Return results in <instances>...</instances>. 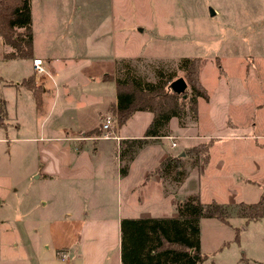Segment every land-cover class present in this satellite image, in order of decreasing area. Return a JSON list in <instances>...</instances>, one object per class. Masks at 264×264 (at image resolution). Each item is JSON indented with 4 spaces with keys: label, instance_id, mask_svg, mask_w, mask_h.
I'll list each match as a JSON object with an SVG mask.
<instances>
[{
    "label": "rangeland",
    "instance_id": "1",
    "mask_svg": "<svg viewBox=\"0 0 264 264\" xmlns=\"http://www.w3.org/2000/svg\"><path fill=\"white\" fill-rule=\"evenodd\" d=\"M231 3V0H75L74 5L80 10L81 22L94 27L80 35L83 37L87 32L95 35L94 47H80L76 41L77 32L66 30L64 47L54 43V47L51 46L49 50L51 61L65 59V62L54 61L51 69L60 79L68 82V93L75 99L83 95L78 71H83L89 65V62L77 59L82 54V57H86L89 53L98 56L104 53V59H96L97 62L93 63L95 66L89 69L92 73L113 61L117 64L121 60H128L134 75L144 82L156 81L154 71L160 67L164 71H172L173 80L182 79L184 71L176 69L180 60H202L198 79L207 101L198 99L197 116L193 120L188 110L183 111V132L176 127L175 120L169 122V129L177 136L184 133L183 136L192 137L179 138L175 142L172 139L177 148L169 154L174 155L188 145L209 142L208 162L202 166V162L195 157L184 156L187 149L182 150L183 156L180 158L182 165L185 164V176L169 192L168 199L173 202L193 197L203 207L212 202L235 208L239 203L254 204L264 187V151L257 150L253 143L255 141L264 148V12L252 8L247 2L237 7ZM215 11L220 15H212ZM67 14V10L62 14L64 21L69 19ZM111 20L118 25V29L112 34L107 32L102 35L104 24ZM103 39L109 43L112 39L106 53L103 51ZM0 43L2 47L6 46L0 53L12 52L1 38ZM16 66L19 73L26 75L29 73L30 61L17 60ZM31 74L35 82L40 81L41 76L33 72ZM94 88L100 89L99 92L105 97L114 92L112 83L108 82ZM186 95H190L188 87ZM25 96L28 98V95ZM257 105L260 108L255 112L254 106ZM58 106L52 117L57 116ZM108 117L115 120L111 114ZM13 118L0 117V137L6 140L17 137L16 120ZM133 120L123 126V131L127 134H141L139 122ZM22 123L24 127L30 126L31 121L22 120ZM230 123L234 128H229ZM197 136L204 139L198 140ZM145 142L140 145L141 149L128 173V181L134 183L116 184L122 163L113 142L107 141L104 144L108 150L107 155L113 151L116 157H109L103 170L113 184L99 185L103 179L97 174L94 182L76 181L70 183L71 187L59 185L58 188H51L52 184L34 179L36 174L30 178L36 167L32 153H22L21 148L11 142L1 144L0 176L8 178V184L2 188L9 194L0 204L1 220L6 217L11 227L24 223L31 237L35 228L37 237H32V247L36 248L38 235L45 232L44 219L52 212L53 204L75 208L79 202L88 204L93 200L97 203L108 198L112 208L117 209L118 190L121 200L118 205L122 206L124 216L130 214L126 211L128 197L131 196L135 201L145 195L150 204L144 203L143 208L134 206L130 215L136 218L142 212L150 211L154 216L168 214L166 218H174L175 209L167 204V200L157 202L161 205L158 211L150 207L160 197V188L153 181L139 182L142 171H152L158 165L160 156L168 152L170 142ZM99 145L102 143H87L85 152L90 156L93 154L92 149ZM141 183H145L147 189L140 186ZM129 186L135 188L134 195H127L126 189ZM41 200L46 203L45 209L40 205ZM235 213L233 209L225 224L215 219L200 218L197 221V248L204 258L200 264H264V220L248 223V227L239 236L238 245L233 242V230L240 231L239 225L244 219ZM172 214L175 216L170 217ZM15 232L19 233L16 228ZM15 253V257L9 259L5 253L0 255V264H8V260L10 264H46L38 248L33 250L36 255H31L29 261L19 255L20 252Z\"/></svg>",
    "mask_w": 264,
    "mask_h": 264
},
{
    "label": "crops",
    "instance_id": "2",
    "mask_svg": "<svg viewBox=\"0 0 264 264\" xmlns=\"http://www.w3.org/2000/svg\"><path fill=\"white\" fill-rule=\"evenodd\" d=\"M231 1V4L236 5V7L242 2H247L251 4L252 8L258 9V11L262 13L264 12V0ZM28 2L32 50L30 57L25 60L30 61L29 73L23 75L18 72L16 61L20 59H8L7 54L9 52L0 53V102L3 106L0 117L14 116L13 119L16 120L15 135H17L13 140H6L1 136L0 145L11 142L17 144V147L21 148L22 153H32L36 167L30 174V178L36 174L34 179L42 180L45 184H52L53 186L51 188H58L59 185L62 187H71L70 183L76 181L94 182L97 174H99L98 177L103 179L102 183L99 185L113 184L108 180L103 170L108 158L112 157V155L114 158L116 157L113 151H109L107 155L108 150L104 144L107 141H111L114 144L118 156H120V161L122 163L120 164V168L123 169L122 174H119L120 168L118 170L119 180H117L116 184L134 183L128 181V173L130 167L135 162V156L141 148L135 146L133 143L130 144V142H134L143 137L148 124L152 120L151 114L149 112L133 113L123 125L119 126V128L116 127L115 131H112L117 140L102 141L96 139L103 134V132L100 131V126L104 118L112 114V110L116 106L114 83L109 78H115L117 76V64L120 61L117 62V64L116 61H113L111 64L99 68V71L92 73L89 69L95 66L93 63L97 62L96 59H104L102 56L104 53L100 56L89 53L86 57H82L84 54L77 57L78 60L89 62V65L83 71H78L79 78L82 81L83 95H80L78 99L71 97L68 93V82L64 81L63 78L60 79L58 77L59 75L51 69V64L54 61L63 60V62H65V59L58 58L51 61L48 55L49 50L50 47H54V45H61L64 47V32L66 30L77 32L76 41L80 47H94L95 35H91L89 32L84 33L83 37L80 35L81 32L90 31V28L93 26L81 22L79 18L80 10L74 5L75 0H28ZM66 10L68 11L67 15H69V19L64 21V15L62 14ZM232 10H234V6H232ZM212 15L218 16L220 13L218 14V12L215 11ZM92 29H94V27ZM103 29V32L101 30L102 35L107 32L112 34L118 29V25L111 20L104 24ZM102 41L103 51L106 53L109 50L108 45L112 42V39L110 43L105 39ZM3 46L6 47L5 45ZM4 47H2L0 43V52H3ZM34 59L41 60L44 70V74L40 77V81L38 82H35L31 74L32 60ZM121 61L128 60L124 59ZM63 66H65L64 63ZM29 77L33 80L35 88L34 93L30 90H26L20 85L23 81L28 80ZM105 82L112 83V88L114 89L113 94H109L108 97L101 94V92H99L100 89L94 88L99 87L100 84H105ZM25 95H28V98ZM57 104L59 105L56 110L57 116L52 117ZM254 108L256 112L257 109L260 108V105L254 106ZM27 119L31 121V124L30 126L27 125L24 127L22 120L27 121ZM131 120L139 122V131L142 135L127 134L123 131V126ZM175 123L176 127L181 130L182 128L177 125L176 120ZM168 124V135L166 137L172 138L174 142L179 138H192L183 136L185 135L184 133L182 136H177L176 133L169 129ZM1 126L2 125H0V128ZM229 128H234V126L230 123ZM94 130H97L99 134L87 135ZM183 131L182 129V132ZM166 137L157 140L149 139L150 141H147L151 144H157L167 140L165 139ZM203 139L204 137H198V140L202 141ZM172 141H169V145ZM98 142L102 143V145L97 147L93 146V154L89 156L87 152H85L87 143L96 144ZM253 143L257 150L264 151L262 145L255 141H253ZM195 145H197V143L185 146L174 155H170L169 152L176 149L177 145H175L174 148L170 145L167 149L168 152L166 151L160 156V162L152 171H142L139 179L141 181L139 182L153 181V184H156L162 192L160 197L156 198L150 205L155 211L161 208V205L157 204L160 200L164 202L167 200V204L171 205L173 210L182 202H173L168 199L171 188L177 187L182 180L175 184L172 181L170 182V180H172L171 175L160 177L156 174L159 166L165 158H178L182 150L191 149ZM181 161L180 169L184 174L185 164L182 165ZM99 164L101 166L98 169ZM184 176L181 179H184ZM5 184H8V178L6 176H0V188H2V186L4 187ZM87 186H90V184ZM140 186L147 189L145 183H141ZM134 189V187L129 186L126 189L127 195H134L136 192ZM118 194L116 197L117 209L112 208L108 198L101 199L99 202L97 201V203L93 202V200L88 204L79 202L75 208L65 206L59 207L53 204L52 212H49L48 214L50 215L44 219L43 226H46V228L43 235L45 237L43 235H38L40 239L38 238V245L36 247L45 258L46 264H120L119 224L122 219H162L168 216V214L154 216L150 211H147L148 213L142 212L136 218L130 215L136 206L143 208L144 203L150 204V200L147 201L145 195L144 197H139V200L136 199V202L129 196L126 202V211L130 214L124 216L122 213V206L118 205V202L121 201L119 190ZM7 197H9L7 190H5V188L0 189V204ZM40 205L45 209V201L41 200ZM247 205L248 204H246V206ZM174 216L175 214L170 215V217ZM261 220H264V218ZM9 225L6 217H3L1 220L0 216V255L5 253L4 255L9 259L10 257H15V252L18 251V253L20 252L19 255L23 256L25 259L27 258L29 261L31 255L33 257L36 255V253H33V250H36V248L32 247L34 243L32 237L37 235L36 229L33 228L32 232H34V234L31 237L24 223H20L14 227ZM248 225L249 224L245 226L244 222L239 225L238 245L240 241L239 236ZM15 228L19 233L15 232ZM59 253L66 256L64 261L59 259ZM8 264H10L9 260Z\"/></svg>",
    "mask_w": 264,
    "mask_h": 264
},
{
    "label": "trees",
    "instance_id": "3",
    "mask_svg": "<svg viewBox=\"0 0 264 264\" xmlns=\"http://www.w3.org/2000/svg\"><path fill=\"white\" fill-rule=\"evenodd\" d=\"M0 38L12 50L7 55L8 59L25 60L30 57L32 46L28 0H0ZM201 61L200 58L182 59L176 65V69L184 71L182 80L189 88L188 97L186 88L179 94H174L169 89L168 85L175 81L172 71L157 68L154 71L157 80L144 82L134 75L130 61H120L117 64V76L109 78L113 81L116 92V106L111 114L115 117V127L119 128L135 112H149L152 116L143 137L130 144L141 147L140 145L146 143L145 140L166 137L167 124L171 119H175L177 125L182 128L185 124V109L188 110L191 120L196 118L197 99L207 101L206 93L198 79ZM20 85L28 91H35L30 77ZM2 107L0 102V112ZM90 134L99 132L94 130L87 135ZM209 146V142L199 143L186 150L184 156L195 157L204 166L208 162ZM180 161V158H165L156 174L160 177L171 175V181L179 183L184 176ZM122 173L123 169L120 168L119 174ZM233 209L235 215L244 219L245 226L263 219L264 187L257 202L247 206L240 203L231 208L229 205L221 206L211 202L203 207L195 198L189 197L176 206L174 218L122 219L119 224L120 264H200L204 258L197 248V221L200 218L215 219L225 224ZM233 232V242L237 243L239 231L234 229Z\"/></svg>",
    "mask_w": 264,
    "mask_h": 264
},
{
    "label": "built area",
    "instance_id": "4",
    "mask_svg": "<svg viewBox=\"0 0 264 264\" xmlns=\"http://www.w3.org/2000/svg\"><path fill=\"white\" fill-rule=\"evenodd\" d=\"M32 72L36 76H43L44 70L42 68L41 60H37V59L32 60ZM114 127H115V122L112 121V118L111 117H105L102 125L100 126V131L103 132V134L101 136L97 137L96 139L102 140V141L117 140L115 135H114V132H112ZM165 139L172 141V138H170V137H166ZM170 145L172 148L175 147L174 143H171ZM58 257L61 261H64V259L66 258V256L62 253H59Z\"/></svg>",
    "mask_w": 264,
    "mask_h": 264
},
{
    "label": "water",
    "instance_id": "5",
    "mask_svg": "<svg viewBox=\"0 0 264 264\" xmlns=\"http://www.w3.org/2000/svg\"><path fill=\"white\" fill-rule=\"evenodd\" d=\"M168 86L171 92H173L174 94H179L183 92L186 88V85H184V82L181 78H178L177 80L171 82ZM182 156H183V153H180L178 158Z\"/></svg>",
    "mask_w": 264,
    "mask_h": 264
}]
</instances>
